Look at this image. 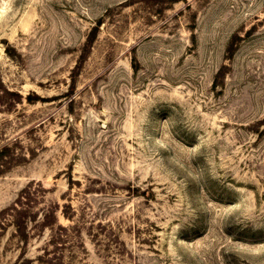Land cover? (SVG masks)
Listing matches in <instances>:
<instances>
[{
	"label": "rangeland",
	"instance_id": "374dc122",
	"mask_svg": "<svg viewBox=\"0 0 264 264\" xmlns=\"http://www.w3.org/2000/svg\"><path fill=\"white\" fill-rule=\"evenodd\" d=\"M4 145L0 264H264V0H0Z\"/></svg>",
	"mask_w": 264,
	"mask_h": 264
},
{
	"label": "trees",
	"instance_id": "16d2710c",
	"mask_svg": "<svg viewBox=\"0 0 264 264\" xmlns=\"http://www.w3.org/2000/svg\"><path fill=\"white\" fill-rule=\"evenodd\" d=\"M97 30V27L94 28V31L90 38L93 39V36L95 35ZM90 40L89 45L92 43L93 40ZM12 151V147L9 145H4L3 148L0 149V161L4 160L7 156H10V152ZM17 204H22V198L17 200ZM13 210L14 212V218H13V225L15 228H17V231L19 233V236H25L26 237V219H27V212L25 208H17L15 205H12L8 208H5V210L0 212V219L7 214V212ZM30 217V216H29ZM48 222V214L45 215L44 221L42 222L43 226H50ZM63 230H67L66 228H62Z\"/></svg>",
	"mask_w": 264,
	"mask_h": 264
}]
</instances>
